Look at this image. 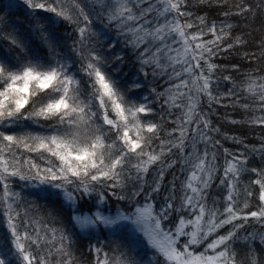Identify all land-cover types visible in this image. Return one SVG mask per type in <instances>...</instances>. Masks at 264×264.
<instances>
[{
	"label": "snow or ice",
	"instance_id": "6c2138e0",
	"mask_svg": "<svg viewBox=\"0 0 264 264\" xmlns=\"http://www.w3.org/2000/svg\"><path fill=\"white\" fill-rule=\"evenodd\" d=\"M0 264H264V0H0Z\"/></svg>",
	"mask_w": 264,
	"mask_h": 264
}]
</instances>
